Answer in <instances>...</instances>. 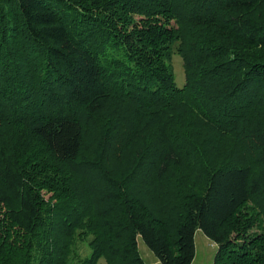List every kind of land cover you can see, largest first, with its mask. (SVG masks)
<instances>
[{"label": "trees", "instance_id": "1", "mask_svg": "<svg viewBox=\"0 0 264 264\" xmlns=\"http://www.w3.org/2000/svg\"><path fill=\"white\" fill-rule=\"evenodd\" d=\"M0 124V264H264V0H0Z\"/></svg>", "mask_w": 264, "mask_h": 264}, {"label": "rangeland", "instance_id": "2", "mask_svg": "<svg viewBox=\"0 0 264 264\" xmlns=\"http://www.w3.org/2000/svg\"><path fill=\"white\" fill-rule=\"evenodd\" d=\"M172 65L175 76V83L177 86H182L185 82L184 70L182 66V59L177 53L172 55ZM48 194L45 193V196ZM195 241V255L191 264H213L214 254L217 246L203 232L199 229L196 230L194 235ZM137 244L140 256L143 258L145 264H161L153 252L148 248L143 239L138 236ZM77 250L80 256L84 257L89 254L90 248L87 241L78 240L76 243ZM99 264H105L103 258L100 259Z\"/></svg>", "mask_w": 264, "mask_h": 264}, {"label": "snow or ice", "instance_id": "3", "mask_svg": "<svg viewBox=\"0 0 264 264\" xmlns=\"http://www.w3.org/2000/svg\"><path fill=\"white\" fill-rule=\"evenodd\" d=\"M37 23L40 24L42 27H45V26L55 27L54 24L46 25L44 21H37ZM53 38L55 39L56 36H53ZM48 128L50 129L48 139H49L50 143H52V146L54 148H57V152H59V148L57 147V145L60 144L61 141L65 137L64 130H63V128L57 129V128L53 127L52 124H49ZM4 134H5V128L2 124H0V142L3 141ZM261 171H262V174H264V169H262ZM262 178H264V177H262Z\"/></svg>", "mask_w": 264, "mask_h": 264}]
</instances>
